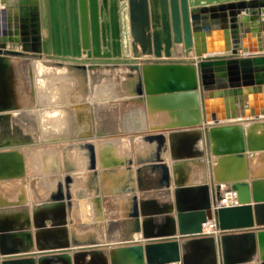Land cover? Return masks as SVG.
<instances>
[{"label": "water", "instance_id": "water-1", "mask_svg": "<svg viewBox=\"0 0 264 264\" xmlns=\"http://www.w3.org/2000/svg\"><path fill=\"white\" fill-rule=\"evenodd\" d=\"M123 1L136 62L44 60L47 66L65 67L59 103L83 109L86 131L48 140L36 134L0 138V182L23 181L26 171L30 176L53 175L57 182L50 196L40 200L31 195V214L24 186L15 203L0 205V264H253L254 259L264 264V0L202 6H190L189 0ZM14 3L0 6V121L40 105L33 69V61L43 59L38 0ZM108 5L109 0H77L81 48L93 58L111 56L104 22ZM175 46L182 55H174ZM21 59L28 60L27 78ZM103 70L116 72L118 96L102 97L106 105L96 111L92 93ZM132 108L142 109L146 125L142 131L119 130L117 116ZM162 114L166 118L160 120ZM125 134L156 145L160 153L141 157L134 149L133 155H115ZM198 141L201 150L193 148ZM22 148H30L28 154L38 152L43 160L48 157V166L25 167ZM74 148L85 158L87 172L99 168L106 174L133 164L162 168L165 189L171 185L169 159L173 199L156 212L164 222L155 225L153 212L141 202L140 210L121 223L116 241L108 236L105 243L99 222V235L89 232L92 226H72L76 220L70 214L65 219L64 209L65 200L70 209L73 199L68 183L76 169L66 154ZM247 153L262 165L253 167ZM212 157L216 173L213 162L208 163ZM200 159L209 174L189 198L193 186L182 180V167ZM137 176L142 191L139 172ZM221 185L236 193V204L212 209L221 198ZM40 203L49 206L39 211ZM11 209H18L22 223L1 215ZM208 220H214V233L203 231Z\"/></svg>", "mask_w": 264, "mask_h": 264}, {"label": "crops", "instance_id": "crops-1", "mask_svg": "<svg viewBox=\"0 0 264 264\" xmlns=\"http://www.w3.org/2000/svg\"><path fill=\"white\" fill-rule=\"evenodd\" d=\"M71 9V14L74 15L75 19L78 21V8H77V0H67ZM15 0H0V6L5 7H14L16 4L14 3ZM39 4V11H40V20H41V10H40V0H38ZM122 4H125V1L123 0H109L108 5V17L104 18L105 22V28H106V40H107V49L111 52V54H119L122 52V49L124 46L122 45L124 42L121 40L122 32L120 33V28H122V20L123 18L120 16L122 12ZM190 4V0H189ZM215 4V3H210ZM202 5H209L207 3L203 2H194V5L190 6H202ZM126 22L128 25V18L127 15H125ZM41 22V21H40ZM129 29V27H128ZM128 33V32H127ZM78 35H79V45L80 44V34H79V21H78ZM129 36V34H128ZM124 38V37H123ZM130 44V43H129ZM18 48V47H15ZM82 49V48H81ZM142 110V109H141ZM129 117V116H128ZM127 117V121H128ZM28 119H32V116H27ZM165 114H162L160 120L165 119ZM39 123V122H38ZM147 120L143 113H141V131L142 128L146 125ZM127 127H130L129 123H126ZM134 129V128H133ZM122 137L128 139L129 143V151H131V155L134 153L135 145H134V139H136L137 135L133 134H125L122 135ZM146 144L145 149H142L141 152L137 151L141 157H147V156H156L158 153H160V150L156 145H151L148 143ZM57 147V154L59 158V166H61V144H55ZM30 148H22L23 151V157L25 160V167L28 166L32 170H39L42 169L44 166H48L50 159L48 157H45V159L39 158V153H32L28 154V151ZM27 151V155H26ZM115 155H119V153L115 152ZM82 156V154H81ZM254 157L253 153H247V160H251ZM85 164V158L82 156ZM67 161L73 166L74 169H76V166L78 165L75 160H72L68 152L66 154ZM213 162L214 158L212 157L209 162ZM168 166H169V176L171 179V185L169 188H166L167 190L170 189L173 199V183H172V176H171V161L167 160ZM207 163V164H208ZM262 165L261 163H258L257 165ZM139 168L140 171L137 169ZM183 172L181 174V178L184 181V183H187V176L186 171L184 167H182ZM207 174L208 167H206ZM76 171V170H75ZM109 172L106 174H102V170L99 168H96L94 171L90 172H80L79 175H82V179L79 182V187L76 189V195L72 199V205L71 208L68 209L66 205L65 200V219L68 218L69 214L71 217L76 220L75 223L72 224V226L76 227H82L89 223H98L100 222L102 224V236L105 240V243L108 242V232H107V223L109 224V229H115L114 235L117 236L122 232L121 223L128 221L129 214L133 212L135 209L140 210L141 202L143 203V206H145V209H149L152 216L153 223L156 224H162L164 222L163 220V214H156V212L161 211V209L165 208V205H160L161 202L164 199V196L160 192H152L149 194H146L147 196L145 199H141L140 193H143L145 191H151V190H158V189H165L163 187V184L165 182V171L162 168H155V169H143L142 165H138V167L133 164L129 168L121 167L117 168L115 170H108ZM138 172L139 176L141 177V183L143 189L142 191L139 189L138 185ZM75 172H72V175ZM63 177V173L60 174ZM44 176V175H43ZM40 177V176H30L28 171H26L25 178L22 180H9L7 183L0 184V205L7 206V204L15 203V201L20 197L22 187L24 186L26 198H27V205L29 206V212L31 214V195L35 198H41L40 200L50 196L54 191L55 187L57 185V182L55 180V176L53 175H45L46 179L39 178L40 182H35L34 178ZM5 182V181H2ZM10 182V183H8ZM74 178H71L68 183V189H70L71 185H74ZM199 184H193V190L189 192L188 197L194 198L197 195V186ZM62 186V192L65 193L66 186H64L63 180L61 181ZM141 188V187H140ZM83 190L86 194V196L79 195V192L77 191ZM37 193V195H35ZM87 198H92L95 202H97L98 205V212L101 214L99 220H94L93 215H96L97 213L94 211L91 212V215L89 217L91 218V222H86L83 220V208L85 209V213H87L88 203L84 204V200H87ZM79 202V203H78ZM83 203V204H82ZM92 204V203H91ZM77 205H79L77 207ZM93 206V205H92ZM4 210V209H3ZM70 210V213H69ZM79 211V212H78ZM82 211V213H81ZM164 213V212H163ZM82 214V215H81ZM1 215L5 217L10 218V223H22V218L19 217L18 209H11L8 211H4L1 213ZM2 216V217H3ZM93 219V220H92ZM32 222V221H31ZM46 225L50 223L49 220L45 221ZM71 225L67 223V227L69 228ZM134 239H138L139 234L134 233L132 236ZM253 264H257V260L254 259Z\"/></svg>", "mask_w": 264, "mask_h": 264}, {"label": "bare ground", "instance_id": "bare-ground-1", "mask_svg": "<svg viewBox=\"0 0 264 264\" xmlns=\"http://www.w3.org/2000/svg\"><path fill=\"white\" fill-rule=\"evenodd\" d=\"M192 0H190V4ZM192 5V4H191ZM46 59L42 60H34L33 61V69L35 74V86L38 93V102L39 106L35 109H31L28 111H22L18 114H15L13 118H8L3 121H0V138L1 136H28L30 138L34 137V135H38L43 139H51L55 137H62L68 138L72 135H77L80 132L86 131L88 128L87 120L82 116L80 112L83 110H79L78 108H71L68 105L70 104H62L59 103L60 95L59 90L60 87L63 86V78L65 77L66 69L65 67H57V66H47L45 65ZM27 59L19 60V65L21 67V71L24 73L25 78H27V70L26 64ZM102 75H99L97 78L100 80H96L95 86L93 89L92 97L97 99V107H95L96 111H100L101 106L106 105V101L101 100L102 97L108 98L109 96L115 97L118 96V92L115 88V73L112 71L103 70ZM72 81V80H71ZM66 84H70L66 81ZM141 109H129L124 113H120L117 118L116 122L118 123L119 130H135L136 128L141 126ZM31 115L32 119H28L27 116ZM129 116V117H128ZM96 117L98 120L103 119V115H98L96 112ZM105 117V116H104ZM128 117V121H127ZM105 120V118H104ZM103 120V121H104ZM39 122V123H38ZM129 123L130 127H127L126 123ZM134 128V129H133ZM120 142L117 143L116 152L119 155H124L129 152V143L127 138H120ZM135 141V149L136 151H140L145 149L146 144H143L139 138H136ZM194 149L201 150L202 145L201 142L198 141L196 144L193 145ZM68 155L72 160L77 162L76 171L73 173L72 178H74V185H71L70 189L72 190L73 197L76 195V189L80 186L79 182L82 179V175H79L80 172H85L84 168V160L81 156V151L78 149H70L68 151ZM252 166H257L258 162L255 159H251ZM213 173L217 172V165L215 162L212 164ZM184 169L186 171L187 176V184H200L205 182L207 170L202 159L200 160H190L184 165ZM45 178V175H41L40 177L34 178L35 182H40L39 178ZM7 183L5 182H0ZM10 183V182H8ZM79 195L86 196L83 190L77 191ZM152 192H160L164 199L160 205H169L172 201V194L170 189H158V190H151L145 191L140 193L141 199H145L147 196L146 194ZM37 195V193L35 194ZM38 196V195H37ZM39 197V196H38ZM41 199V198H39ZM79 203V202H78ZM88 203L87 213H85V209L83 208V220L86 222H91V212L94 211L97 213L93 215L94 220H99L100 213L98 212V205L92 198H87L84 200V204ZM92 203V204H91ZM83 204V203H82ZM49 206V204H37L36 208L40 210L44 209L45 206ZM93 205V206H92ZM79 205H77L78 207ZM79 212V211H78ZM82 213V211H81ZM94 213V212H93ZM82 215V214H81ZM91 215V218L89 217ZM131 219V217L129 216ZM92 219V220H93ZM100 224V222H99ZM99 224L89 223L87 226L90 227V233L93 235L97 234V230L100 228ZM86 226V227H87ZM204 232L209 231L208 227L204 228ZM102 230V229H101ZM115 229H109L108 236L110 239L116 241L119 236H115L114 233ZM121 233V232H120ZM103 234V233H102ZM103 237V236H102Z\"/></svg>", "mask_w": 264, "mask_h": 264}, {"label": "rangeland", "instance_id": "rangeland-1", "mask_svg": "<svg viewBox=\"0 0 264 264\" xmlns=\"http://www.w3.org/2000/svg\"><path fill=\"white\" fill-rule=\"evenodd\" d=\"M235 0H192L203 3H221ZM41 10V34H42V58L68 63H134L137 59L132 57L130 49L129 29L127 25L128 12L126 4H122L120 16L122 20L121 40H123L122 52L111 54L108 58H93L90 51L83 50L79 45L78 21L71 14V9L67 0H40ZM128 32V33H127ZM124 37V38H123ZM17 47V46H15ZM173 53L175 56L182 55L180 46H175Z\"/></svg>", "mask_w": 264, "mask_h": 264}, {"label": "built area", "instance_id": "built-area-1", "mask_svg": "<svg viewBox=\"0 0 264 264\" xmlns=\"http://www.w3.org/2000/svg\"><path fill=\"white\" fill-rule=\"evenodd\" d=\"M225 185H221V198L216 201V203L212 204V209H216L222 206H231L236 204V193L230 190H226ZM208 227L209 231L207 233H214L215 232V223L214 220H208L206 224H203V231L204 228Z\"/></svg>", "mask_w": 264, "mask_h": 264}]
</instances>
